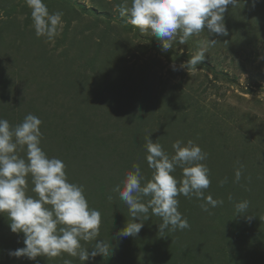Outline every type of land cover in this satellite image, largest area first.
<instances>
[{
    "label": "rangeland",
    "instance_id": "rangeland-1",
    "mask_svg": "<svg viewBox=\"0 0 264 264\" xmlns=\"http://www.w3.org/2000/svg\"><path fill=\"white\" fill-rule=\"evenodd\" d=\"M43 2L50 13L64 14L54 42L35 35L25 0H0V118L15 126L29 113L39 117L43 151L65 163L68 181L83 185L89 206L100 211L97 239L109 241L112 253L83 264H264V0L229 5L227 34L209 37L217 41L195 68L180 65L199 50L207 29L164 50L119 16L116 6L125 0ZM148 134L169 155L178 139L199 145L210 169L205 195L224 203L209 214L202 201L180 195L189 229L160 236V218L150 214L138 235L121 237L131 217L111 190L134 163L151 179ZM173 175L179 180L182 170ZM32 187L29 177L28 194L35 196ZM241 198L249 212L234 216ZM9 223L0 214V264H81L67 253L10 256L24 245ZM81 243L91 248L95 241Z\"/></svg>",
    "mask_w": 264,
    "mask_h": 264
},
{
    "label": "clouds",
    "instance_id": "clouds-1",
    "mask_svg": "<svg viewBox=\"0 0 264 264\" xmlns=\"http://www.w3.org/2000/svg\"><path fill=\"white\" fill-rule=\"evenodd\" d=\"M30 9L35 35L54 42L63 30V12L50 13L43 0H25ZM239 0H131L130 5H117L121 18L136 26L141 33H150L168 50L173 44L184 45L189 38L207 29L208 38L199 50L180 68H195L205 58L207 49L216 39L210 36L227 34L224 13L228 6L235 7ZM173 70H178L175 65ZM42 121L36 115L27 114L15 125L0 118V214L7 213L13 233H23V247L10 250L9 255L35 260L38 256L60 257L67 253L83 262L90 257H108L112 253L109 241L97 239L100 235L101 213L91 208L84 195V186L67 179L66 165L58 158H49L41 147ZM169 155L161 144L154 142L150 134L145 137L146 161L152 170L151 179H145L139 164L134 163L120 184L112 188L128 208L131 221L120 229L118 235H138L143 222L151 216L160 218V236L190 228L186 217L178 210V196L195 197L202 201L200 208L211 214L210 209L223 205V199L205 195L209 188L210 169L203 161L207 153L192 140L186 143L178 139L172 143ZM18 149L25 156L18 155ZM239 164V161H237ZM182 170L178 180L173 173ZM243 165L234 169V181L239 183ZM31 177L35 196L28 194V178ZM227 177L219 181L223 186ZM247 190V189H246ZM111 201L112 195L108 196ZM228 199L233 200L231 194ZM250 202L234 203V216L248 213ZM135 219V222L133 220ZM93 242L91 248L81 243ZM64 264H72L65 259Z\"/></svg>",
    "mask_w": 264,
    "mask_h": 264
},
{
    "label": "trees",
    "instance_id": "trees-1",
    "mask_svg": "<svg viewBox=\"0 0 264 264\" xmlns=\"http://www.w3.org/2000/svg\"><path fill=\"white\" fill-rule=\"evenodd\" d=\"M239 1H246V2H249V0H239ZM250 1H253V0H250ZM245 12H247V8H245ZM253 28H254V25H253V27H252V25H250L249 27H248V29H245L246 30V32H252L253 31ZM245 200L244 198H241V200ZM4 248H6V246H5V242H4ZM64 260H65V258H64ZM68 260H70V259H68ZM60 264V263H59Z\"/></svg>",
    "mask_w": 264,
    "mask_h": 264
}]
</instances>
